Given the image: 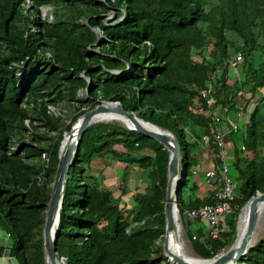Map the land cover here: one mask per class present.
Wrapping results in <instances>:
<instances>
[{
    "label": "trees",
    "instance_id": "trees-1",
    "mask_svg": "<svg viewBox=\"0 0 264 264\" xmlns=\"http://www.w3.org/2000/svg\"><path fill=\"white\" fill-rule=\"evenodd\" d=\"M44 5L49 18L40 15ZM108 9L112 17H105ZM92 26L104 38L93 42ZM256 49L264 50V0H0V233H8L0 252L16 264H44L40 226L61 131L98 98H117L171 130L185 164L175 191L181 216L183 206L212 199L211 193L182 199V191L196 186L189 178L198 140L189 132L206 130L215 105L226 126L240 105L233 96L242 94L241 130L237 139L224 140L234 184L218 236L189 228L200 218L181 219L195 253L225 247L240 204L264 189V61L252 62ZM234 50L242 54L240 75L226 81L223 58ZM85 76L86 96H78ZM206 84L212 101L199 93ZM251 97L257 101L248 105ZM209 145L214 148L211 139ZM95 156L123 162L115 171L118 186L87 179L86 163ZM166 158L158 140L115 120L84 127L68 165L54 240L65 264H172L160 251ZM129 167L146 181L134 185L126 202L120 196ZM253 242L238 259L242 264H264V233Z\"/></svg>",
    "mask_w": 264,
    "mask_h": 264
},
{
    "label": "water",
    "instance_id": "water-1",
    "mask_svg": "<svg viewBox=\"0 0 264 264\" xmlns=\"http://www.w3.org/2000/svg\"><path fill=\"white\" fill-rule=\"evenodd\" d=\"M113 13V10L112 12ZM108 13H106L105 17ZM86 18H84V21ZM97 30V38L93 42H97L104 35L101 29L97 26H92ZM124 68H113L115 72L124 71ZM32 74V72H31ZM85 84L76 90V95L86 92L90 78L85 76ZM86 96V93L82 95ZM121 114L126 116L130 123H122L111 116V113ZM94 114H103L99 119L90 121L89 118ZM115 120L128 128H133L144 134L152 136L158 140L167 151V158L165 164V180L163 186V198H162V218L163 225L160 238V251L165 255L166 259L172 264H224L225 261L230 262L239 259L247 248L253 243L248 244L251 229L257 219L259 211L258 203L264 200V189H255L253 193L249 194L246 199L240 204L236 211L234 220V235L229 243L213 252L210 255H199L194 253L196 257L184 256L178 251H174L168 248L167 233L172 229L179 227L181 233L183 227L181 225V219L179 210L176 204L175 191L178 183L182 179L185 171V164L180 161V151L175 136L165 126L157 124L149 119L143 118L137 115L129 108H124L121 102L117 98H98L92 105L83 109L78 113L74 119L70 122L68 128L61 131L57 148H56V160L54 164L53 173L51 179L48 182V196L45 200V207L43 209L42 222L40 226L41 236V250L44 264H65L63 256L55 249L54 240L57 233V220L59 214V207L63 195V189L67 178V169L74 154L79 136L85 126L94 121ZM74 129H72V125ZM72 129V130H71ZM24 140L17 143L15 150L18 151L21 148ZM247 204V215L244 226L239 230L236 243H232L235 238L236 232V219L240 208Z\"/></svg>",
    "mask_w": 264,
    "mask_h": 264
},
{
    "label": "built area",
    "instance_id": "built-area-1",
    "mask_svg": "<svg viewBox=\"0 0 264 264\" xmlns=\"http://www.w3.org/2000/svg\"><path fill=\"white\" fill-rule=\"evenodd\" d=\"M223 59L227 69L226 81H232L238 78L240 75L239 63L242 60L241 52L234 50L229 55H225ZM209 88V84L203 85L199 88V93L206 96L207 101H212L213 96L209 93ZM256 101L257 99L255 97H251L248 101V105H252ZM238 102L240 105L235 108L234 116L228 119L225 128L220 126V111L218 110V106L215 105L210 109V117L206 124V130L200 133L199 136H195L189 132L193 138L198 141L200 140L202 144H208L210 139L214 143V148L210 150V157L213 163L204 166L202 170L203 179L210 185L212 199L200 202L196 205L183 206L181 213L184 217L202 219L205 226L204 233H208L211 236H218L221 229L220 217L228 213L231 209L229 200L233 196V181L227 171L228 162L226 158L228 154L224 147V140L225 134L239 125L240 114L242 112L241 104L244 102L242 94ZM48 105L50 108H53L52 105ZM243 147V142H239V148ZM7 235V231L0 233V240ZM190 235L194 237L195 233L192 232ZM11 257L13 256L6 253L4 248L1 250L0 258H2L6 264H8Z\"/></svg>",
    "mask_w": 264,
    "mask_h": 264
},
{
    "label": "rangeland",
    "instance_id": "rangeland-1",
    "mask_svg": "<svg viewBox=\"0 0 264 264\" xmlns=\"http://www.w3.org/2000/svg\"><path fill=\"white\" fill-rule=\"evenodd\" d=\"M42 7L44 9H42ZM48 11H49V6H46V5L41 6L40 15L46 14L47 18H49ZM105 12L108 13V15H107L108 17H112V13H110V12H112V9H108V11H105ZM251 60L253 63L259 62L260 60L264 61V50L256 49L255 51H253V54L251 56ZM84 93H86V92H84ZM84 93L79 94V96L84 95ZM263 109H264V106H263ZM239 130H241V129L240 128H234L231 131H228L229 133H227L226 137H228V139H234V138L237 139V135L239 133ZM199 150H200L199 148H196L194 151H192L194 159H195V161H193L192 163L193 164L195 163L196 165H194L193 167H192L193 164L191 165L192 170L195 169V172H191L189 181H193L195 183H197V181H199L198 172H200L203 168L202 166L205 165V163L200 164L199 161L197 160V158L201 156V155H199V156L196 155V154H198ZM207 155H209V157H210L209 152ZM226 159L228 162V158H226ZM118 161L119 160H115L113 165H111V164H106L104 162V158L102 156L101 157L100 156L91 157L89 159V161L86 163V171L88 173L87 179L92 180V177H100V178H102V180L104 182H112V184L114 186L115 185L118 186L119 181L115 178V171L118 168H121V165H120L121 163H119ZM228 173L230 174L232 181L234 182V179H233L234 170H233L232 166L228 167ZM138 175H139V172L136 169L129 167L128 173H127V176L125 179V185H126L127 191L125 193L121 194L120 197L122 199L127 198L126 197L127 194L129 193V191H131L134 188V185L135 186H142L143 183L146 181V177L145 178L139 177ZM116 190L117 189L115 188V191ZM182 193H183L182 199H183V201H186L187 196H188L186 190L184 192L182 191ZM259 211L260 212L258 213V216L256 219V228L258 230H260L261 233L259 235H261L262 233H264V204H262L259 207ZM180 219H182V221L184 222L185 217L183 216V214H181ZM192 222H193L192 227H194V226H198L199 228L205 227L204 224L202 223L203 222L202 219L192 220ZM185 227L186 226L183 227L182 233H180L178 235L177 241L175 243L172 241V247L175 250L182 251L183 254L186 256H188V255L195 256V254H194L195 252L192 250L190 243H189V240L186 236V234L188 233V230H185ZM192 227L189 226V228H192ZM236 235H237V227H236ZM235 238H236V236H235ZM235 238L233 239V242H234ZM220 249H223V248H220ZM161 254H162V252H161ZM12 260H15V258L12 257ZM14 264H16V260H15ZM239 264H242V261H239Z\"/></svg>",
    "mask_w": 264,
    "mask_h": 264
},
{
    "label": "bare ground",
    "instance_id": "bare-ground-1",
    "mask_svg": "<svg viewBox=\"0 0 264 264\" xmlns=\"http://www.w3.org/2000/svg\"><path fill=\"white\" fill-rule=\"evenodd\" d=\"M108 115L109 114H111V116L113 117V118H115L116 120H118V121H120V122H122V123H125V124H128V123H130L129 122V120H128V118L126 117V116H123V115H121V114H116L115 112H111V113H107ZM103 116V114H94L93 116H91L90 118H89V120L90 121H93V120H96V119H99L100 117H102ZM74 124L72 125V129H74ZM71 129V130H72ZM262 204H264V200H261L259 203H258V205H259V207L262 205ZM247 204H244L241 208H240V210H239V212H238V215H237V219H236V227H237V235H236V232H235V236H236V238H235V240H234V242H233V244L234 243H236V240H237V238H238V233H239V230L244 226V224H245V221H246V215H247ZM181 233V229H179V227H177L175 230L174 229H172L171 231H168V233H167V237H166V239H167V244H168V248H171L172 250H174V251H178V250H175L173 247H172V241L175 243L176 241H177V238H178V235ZM261 232H260V230H258L257 228H256V221H255V223H254V225H253V227H252V229H251V232H250V236H249V239H248V244H250V243H252L257 237H259V234H260ZM182 236V235H181ZM254 243V242H253ZM252 243V244H253ZM178 252H180L181 254H183V252L182 251H178ZM184 255V254H183ZM184 256H186V255H184ZM188 256H191V255H188ZM193 257H196V256H193ZM224 264H239V261L237 260V259H235V260H233V261H229V260H227V261H225L224 262Z\"/></svg>",
    "mask_w": 264,
    "mask_h": 264
},
{
    "label": "crops",
    "instance_id": "crops-1",
    "mask_svg": "<svg viewBox=\"0 0 264 264\" xmlns=\"http://www.w3.org/2000/svg\"><path fill=\"white\" fill-rule=\"evenodd\" d=\"M240 95L241 94H237V95H234L233 96V100H235V101H238V99L240 98ZM243 96V95H242ZM218 110L220 111V113H223V109H221V108H219V106H218ZM227 118L229 119V118H231V117H228L227 116ZM228 119L226 120L225 119V123H227V121H228ZM224 124H222L221 122H220V126H222V127H224L225 128V126H223ZM227 136V133L225 134V139H226V141L228 140V137H226ZM196 148H199L200 150H199V152H198V154H196V155H201L200 157H196L197 158V160L199 161V163L200 164H202V163H205V165H203L202 167H204V166H206V165H208V159H210L211 157H209V155H207L208 154V150H211V147H210V145H209V143L208 144H202L201 142H200V140L198 141V145L196 146ZM195 148V149H196ZM194 149V150H195ZM119 163H121L120 165L122 166V164H123V162L122 161H118ZM194 165H196L195 163L192 165V167L194 166ZM202 170H203V168H202ZM200 171V172H198V177H199V181H197V183H196V186H195V188H194V190L193 189H189V188H187L186 189V192H187V194H190L191 196H193V195H195V196H198V197H201L202 195H206V194H210L211 192H210V190H211V188H210V185H209V183H207L204 179H203V176H202V172L203 171ZM193 172H195V169H193ZM123 199H125V201L127 202V198H123ZM203 221V220H202ZM203 224H204V221L202 222ZM195 227V226H194ZM193 228V227H192ZM194 229V228H193ZM198 230H200V229H198ZM15 263V260H12V257L9 259V261H8V264H14ZM0 264H6L5 263V261L2 259V258H0Z\"/></svg>",
    "mask_w": 264,
    "mask_h": 264
},
{
    "label": "clouds",
    "instance_id": "clouds-1",
    "mask_svg": "<svg viewBox=\"0 0 264 264\" xmlns=\"http://www.w3.org/2000/svg\"><path fill=\"white\" fill-rule=\"evenodd\" d=\"M42 9H44V8L42 7ZM48 14H49L48 16L50 17V13H49V11H48Z\"/></svg>",
    "mask_w": 264,
    "mask_h": 264
}]
</instances>
